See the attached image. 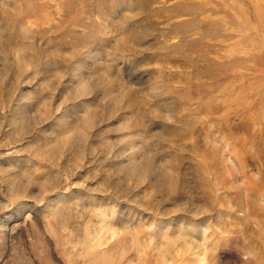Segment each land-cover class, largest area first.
<instances>
[{
    "label": "rangeland",
    "instance_id": "374dc122",
    "mask_svg": "<svg viewBox=\"0 0 264 264\" xmlns=\"http://www.w3.org/2000/svg\"><path fill=\"white\" fill-rule=\"evenodd\" d=\"M0 264H264V0H0Z\"/></svg>",
    "mask_w": 264,
    "mask_h": 264
}]
</instances>
